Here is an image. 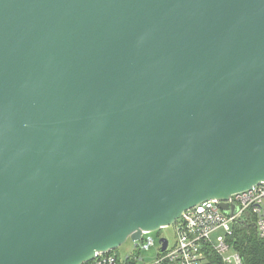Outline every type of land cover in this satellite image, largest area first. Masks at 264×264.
<instances>
[{
	"label": "water",
	"instance_id": "95a60500",
	"mask_svg": "<svg viewBox=\"0 0 264 264\" xmlns=\"http://www.w3.org/2000/svg\"><path fill=\"white\" fill-rule=\"evenodd\" d=\"M263 183L264 0H0V264H89Z\"/></svg>",
	"mask_w": 264,
	"mask_h": 264
},
{
	"label": "built area",
	"instance_id": "2783aa9c",
	"mask_svg": "<svg viewBox=\"0 0 264 264\" xmlns=\"http://www.w3.org/2000/svg\"><path fill=\"white\" fill-rule=\"evenodd\" d=\"M230 204L235 206L233 215L223 211L217 201H207L185 211L171 226L175 230V243L170 245L168 242L165 250H162L163 237L157 234L161 230L156 233L158 241L152 233H144L136 250L141 254L158 247V252L153 262H145L141 257L138 261L142 264H210L209 256L216 253L224 264H243L241 256L229 242L233 224L241 221L244 214L252 209L257 217L258 235L264 239V183L234 195ZM219 230L224 235L218 236L215 242L212 235ZM92 263L119 264L117 257L111 253L98 255Z\"/></svg>",
	"mask_w": 264,
	"mask_h": 264
},
{
	"label": "trees",
	"instance_id": "16d2710c",
	"mask_svg": "<svg viewBox=\"0 0 264 264\" xmlns=\"http://www.w3.org/2000/svg\"><path fill=\"white\" fill-rule=\"evenodd\" d=\"M257 217L253 210L249 209L243 216L242 220L233 224V235L229 242L233 245L234 250L241 256L243 264H264V239L260 238L256 229ZM159 234V233H157ZM117 251L111 252L116 254ZM140 255L136 250L135 256ZM129 257L126 264H136V260ZM119 264H121L117 257ZM92 263V262H91ZM89 263V264H91ZM210 264H224L216 253L209 256Z\"/></svg>",
	"mask_w": 264,
	"mask_h": 264
},
{
	"label": "rangeland",
	"instance_id": "374dc122",
	"mask_svg": "<svg viewBox=\"0 0 264 264\" xmlns=\"http://www.w3.org/2000/svg\"><path fill=\"white\" fill-rule=\"evenodd\" d=\"M157 232L152 233V236H154L156 238V240L158 241V237H157ZM159 235L162 236L163 238H166L168 240V242L170 243V245L175 243V230L173 227H169L166 229H163L159 232ZM220 235H224V233L222 231H217L216 233H214L212 235V240H214L215 242L217 241V237ZM138 244L133 243L130 239L124 244L122 245L118 250H117V254L122 258V259H126L128 256L135 254L136 253V246ZM157 249L152 248L150 251L148 252H144L142 253L141 258H146L148 260V262H153L156 258L157 255Z\"/></svg>",
	"mask_w": 264,
	"mask_h": 264
},
{
	"label": "crops",
	"instance_id": "0c3cea01",
	"mask_svg": "<svg viewBox=\"0 0 264 264\" xmlns=\"http://www.w3.org/2000/svg\"><path fill=\"white\" fill-rule=\"evenodd\" d=\"M235 252H236V251H235ZM143 253H144V252H143ZM114 255H115L116 257H118L119 260H120V262L123 263V264H126V263H127L126 260H127L129 257H131V258L133 259V257L135 256V254H132V255L128 256L126 259H122L117 253L114 254ZM140 255H142V253H141ZM140 255H138L137 257H134V260H136V264H142V262H139V261H138V258L141 257ZM143 259H144L145 262H148V260H147L146 258H143ZM91 264H93V263H91Z\"/></svg>",
	"mask_w": 264,
	"mask_h": 264
}]
</instances>
